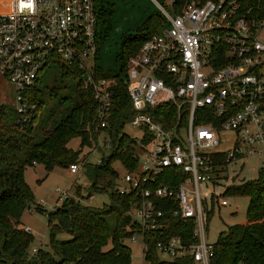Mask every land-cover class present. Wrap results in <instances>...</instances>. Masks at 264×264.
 <instances>
[{"label": "built area", "instance_id": "1", "mask_svg": "<svg viewBox=\"0 0 264 264\" xmlns=\"http://www.w3.org/2000/svg\"><path fill=\"white\" fill-rule=\"evenodd\" d=\"M151 1L163 24L127 63L131 115L126 123L141 135L133 138L136 168L123 172L118 187L136 197L126 229L132 241H140L142 259L147 233L155 237L161 260L189 256L196 264H210L207 216L226 204L219 153L227 163L246 154L264 158V42L259 38L264 12L253 9L258 0L252 6L245 4L248 0H188L175 10L176 0ZM96 3L0 0V79L13 90V102L0 105L11 107L17 122H26L35 107L26 97L28 89L42 70L55 65L82 72L81 85L95 100V130L105 133L111 82L93 76L97 64L89 59L97 53ZM163 104L175 109L168 126L143 112ZM223 133L229 134L221 138L227 145L219 148ZM105 136L104 146H109ZM80 167L71 162L65 168L75 176ZM167 168L181 172L175 187L158 181ZM55 191L59 206L68 196L66 190ZM174 219L192 223L193 241L183 243L179 235L167 233ZM21 230L30 233L28 226Z\"/></svg>", "mask_w": 264, "mask_h": 264}, {"label": "trees", "instance_id": "2", "mask_svg": "<svg viewBox=\"0 0 264 264\" xmlns=\"http://www.w3.org/2000/svg\"><path fill=\"white\" fill-rule=\"evenodd\" d=\"M186 1L176 0L173 9H178ZM252 3L255 1L248 0L245 4L252 6ZM256 6L261 13L264 12V0H258L253 9ZM108 9L96 7L98 28L101 23L106 29ZM162 24L159 14L149 13L136 32L123 36L117 50L114 74L99 65L93 67L95 78L111 82V107L103 129L109 138L110 153L104 158L101 152L100 162L91 167L90 189L86 197L89 198L93 190L106 191L109 203L96 207L81 203L79 195L77 198L66 197L54 212H46L48 249L38 248L30 254L24 250L32 242L30 233L13 227L11 223L19 224L22 212L31 205L40 212L44 210L34 202L23 172L33 164H41L48 172L54 166L66 167L68 163L78 162L79 151L68 148L67 142L77 137L80 146L89 145L98 134L99 131L95 130V100L91 89L81 85L82 72H69L52 65L47 71H57L53 84L47 86L42 81L36 84V79L27 91L26 97L35 107L29 111L26 122H17L11 107L0 105V264H128L129 249L121 240L129 237L127 211L136 197L134 191L121 192L115 187L118 174L111 162L117 161L127 172L136 168L137 163L132 156L135 150L133 138L123 133L124 124L131 115L125 85L127 63L140 44ZM62 91L64 94L60 95ZM45 99L52 100V105L44 107ZM40 109L42 114H37ZM143 112L164 126L171 124L175 117V109L170 104L145 108ZM184 116L182 113V120ZM84 161L82 159V163ZM218 163L222 166L227 164L223 152L219 153ZM83 173L88 176L86 169ZM180 176L178 169L167 168L158 181L175 187ZM98 180L104 181V185L102 182L101 186L97 185ZM223 195L247 197L245 219L226 226L217 234L211 244L210 264H264V168L257 170L253 180L227 184ZM109 215L114 219L111 232L105 221ZM210 215L208 213V220ZM192 227L191 222L182 225L174 219L169 223L167 233L179 235L183 243H190L193 241ZM61 233L68 237L57 238ZM143 236L147 247L143 259L147 264H196L189 256L159 259L155 253V237L147 233ZM108 239L110 247L102 250Z\"/></svg>", "mask_w": 264, "mask_h": 264}, {"label": "rangeland", "instance_id": "3", "mask_svg": "<svg viewBox=\"0 0 264 264\" xmlns=\"http://www.w3.org/2000/svg\"><path fill=\"white\" fill-rule=\"evenodd\" d=\"M98 9L109 8V14L106 15L105 21L107 23L106 29L100 23L98 28L97 38V53L95 56L90 57V60H94L97 65L102 69H106L111 73H115L117 69L116 55L120 40L123 36L127 37L130 34L136 32L143 21V19L149 13L157 12L156 5L151 0H97ZM167 26H164L166 28ZM261 30V37L264 39V27ZM135 55V54H134ZM132 57L129 59L131 60ZM128 60V63H129ZM127 73L130 75L131 69L127 68ZM57 75V71L42 70L39 73L37 82H41L50 86L53 84V76ZM50 77V78H49ZM64 92H60L63 95ZM0 102H6L10 105L13 102V90L11 86L0 79ZM52 105V100L45 99V106ZM42 109L37 111V114H42ZM123 133L129 138L138 137L141 135V130L138 128H131L125 122ZM228 133H223L220 136L219 148L225 147L221 138L228 137ZM106 136L99 131L94 139L90 141V144L83 146L79 145V138H71L67 142V147L73 151L78 150V164L81 165L80 170L75 176L68 174L65 167L54 166L50 171L46 172L41 164H34L30 167H26L24 170V181L32 189L33 199L37 200L35 203L44 211L40 212L36 210L35 205H31L29 210L25 209L20 218L19 223L23 226L30 228V235L32 242L24 249L28 254L31 253V249L38 248L48 249V229L46 226V212H50V209L59 202H56L58 190H66L68 197L77 198L81 203L90 206H103L109 203L108 194L106 191L91 192V198H87V190L90 189L91 167L98 165L97 160L102 157H107L110 153L109 146H104ZM84 159V163H82ZM264 158L261 155L246 154L240 158H234L229 161L219 171V183L226 185L229 183H238L241 181L253 180L257 175V170L263 165ZM111 166L117 172L118 176L115 179V187L123 186L122 174L124 170L121 168L117 161L111 162ZM87 170L88 176L83 173ZM101 182L104 185V181L98 180L97 185L101 186ZM227 204L219 209L213 208L212 215L207 223L204 240L207 244H211L215 241L217 232L221 229L224 223L233 224L242 221L245 217V210L247 206V197L243 195L224 197ZM39 201V202H38ZM108 230L111 232L114 226V219L112 215L105 218ZM13 227L21 230L22 225L17 223H11ZM26 233V232H25ZM67 234L61 233L57 235L59 239H66ZM121 243L129 249V262L128 264H147L142 259L140 251V241H132L128 236L123 237ZM110 239L102 246V250H106L110 247Z\"/></svg>", "mask_w": 264, "mask_h": 264}, {"label": "crops", "instance_id": "4", "mask_svg": "<svg viewBox=\"0 0 264 264\" xmlns=\"http://www.w3.org/2000/svg\"><path fill=\"white\" fill-rule=\"evenodd\" d=\"M263 27H264V25L262 26V28H263ZM262 28L260 29V32H259V38H260L261 41L264 42V39L261 37V30H263ZM103 134H104V136H105V133H103ZM33 165H34V164H33ZM80 170H82V167H80L79 171H80ZM23 173H24V172H23ZM23 175H24V174H23ZM23 179H24V176H23ZM25 183H26V182H25ZM29 188H30V187H29ZM30 190H31V192H32V189H31V188H30ZM32 195H33V192H32ZM33 196H34V195H33ZM90 197H91V196H90ZM225 197H229V196H225ZM232 197H234V196H232ZM34 201L36 202L37 200L34 199ZM226 204H227V202H226ZM226 204H225V205H226ZM225 205H224V206H225ZM220 207H222V206H220ZM220 207H218V208H216V209H219ZM211 215H212V213H211ZM211 215H210V217H209V220H210V218H211ZM244 219H245V217H244ZM244 219H243L242 221H244ZM209 220H208V222H209ZM242 221H239V222H242ZM239 222H237V223H239ZM19 224L22 225L21 222H20ZM233 224H235V223H233ZM229 225H232V224H230V223H229V224L224 223V224L222 225L221 229H219V231L217 232V234H218L221 230L225 229L226 226H229ZM22 226H23V225H22ZM216 236H217V235H216ZM215 239H216V238H215ZM212 243H213V242H212ZM212 243H211V244H212Z\"/></svg>", "mask_w": 264, "mask_h": 264}]
</instances>
